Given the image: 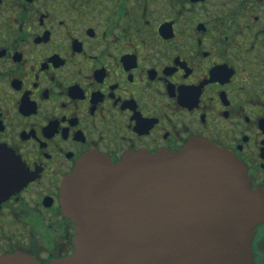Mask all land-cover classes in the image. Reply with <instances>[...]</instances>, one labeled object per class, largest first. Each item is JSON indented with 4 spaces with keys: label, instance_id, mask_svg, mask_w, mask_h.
Here are the masks:
<instances>
[{
    "label": "flooded vegetation",
    "instance_id": "1",
    "mask_svg": "<svg viewBox=\"0 0 264 264\" xmlns=\"http://www.w3.org/2000/svg\"><path fill=\"white\" fill-rule=\"evenodd\" d=\"M193 137L264 191V0H0V256L72 254L60 184L85 154Z\"/></svg>",
    "mask_w": 264,
    "mask_h": 264
},
{
    "label": "water",
    "instance_id": "2",
    "mask_svg": "<svg viewBox=\"0 0 264 264\" xmlns=\"http://www.w3.org/2000/svg\"><path fill=\"white\" fill-rule=\"evenodd\" d=\"M59 199L74 222V251L47 264H255L251 240L264 222V191L206 138L117 162L85 154L62 179ZM0 264L40 263L17 251Z\"/></svg>",
    "mask_w": 264,
    "mask_h": 264
}]
</instances>
